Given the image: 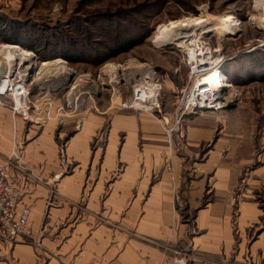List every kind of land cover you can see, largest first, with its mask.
Instances as JSON below:
<instances>
[{
    "label": "crops",
    "instance_id": "1",
    "mask_svg": "<svg viewBox=\"0 0 264 264\" xmlns=\"http://www.w3.org/2000/svg\"><path fill=\"white\" fill-rule=\"evenodd\" d=\"M38 103L0 101V159L17 141L37 175L11 169L41 241L0 240V264L8 252L14 264H264V166L227 153L224 124L188 119L169 137L148 112L111 105L69 132Z\"/></svg>",
    "mask_w": 264,
    "mask_h": 264
},
{
    "label": "rangeland",
    "instance_id": "2",
    "mask_svg": "<svg viewBox=\"0 0 264 264\" xmlns=\"http://www.w3.org/2000/svg\"><path fill=\"white\" fill-rule=\"evenodd\" d=\"M0 17L22 23L52 48L59 46L50 59H41L0 39V79L6 71L14 78L25 75L31 101L47 105L55 121L69 124V132L92 113L121 107L154 73L157 87L148 91L146 107L134 111L162 121L169 137L188 119L215 120L225 126L219 134L230 140L227 153L245 158L248 169L264 166V0H0ZM184 18L191 20L186 30L160 35L170 22ZM203 24L197 36L196 27ZM185 33L191 37L179 39ZM208 50L230 83L222 90L226 106L185 113L177 122L182 91L196 78L188 55L195 54L201 69ZM16 52L25 53L26 60ZM53 60L42 68V62ZM3 96L12 104L11 95ZM25 242L41 248L40 240ZM4 258V264H14L10 252Z\"/></svg>",
    "mask_w": 264,
    "mask_h": 264
},
{
    "label": "built area",
    "instance_id": "3",
    "mask_svg": "<svg viewBox=\"0 0 264 264\" xmlns=\"http://www.w3.org/2000/svg\"><path fill=\"white\" fill-rule=\"evenodd\" d=\"M209 50V59L206 62H204L206 57L202 59L201 64L205 67L201 69H198V64L196 63L198 59L195 54V57H192L190 54L188 55L187 64L190 66L191 75H196V78L182 91L176 110L177 122L180 121V118L185 113L196 110H217L226 106L223 103L224 94L222 90L224 88L220 87L216 90H209L210 84L203 85L201 83L209 70L213 67H220V63H217V60L213 61V54H210ZM23 76L25 75L21 76L19 74L15 78L13 75L10 77L9 72L6 71L3 74V78L0 79V87L2 83L5 84V88L0 89V101L3 95H11V107L14 113H25L29 109L27 103L29 89L26 80H23ZM147 78L149 79L147 82L145 81L134 88L132 96L129 100L122 102L121 108L142 109L146 107L144 104L151 97L152 93H148V91H152L153 88L157 87V79H155L154 73L153 77L150 75ZM20 147V144L15 141L12 154L4 160L0 159V240L9 244L25 242L32 238V228L28 221L29 211L27 208H23L19 212L20 189L12 182L11 169L13 166H16L30 176L36 177L37 175L23 163V153ZM57 178L58 176H54V179Z\"/></svg>",
    "mask_w": 264,
    "mask_h": 264
},
{
    "label": "trees",
    "instance_id": "4",
    "mask_svg": "<svg viewBox=\"0 0 264 264\" xmlns=\"http://www.w3.org/2000/svg\"><path fill=\"white\" fill-rule=\"evenodd\" d=\"M0 39L31 49L38 53L41 59H50L52 57L50 53L60 50L59 46L52 48L48 40L33 34L22 23L2 17H0Z\"/></svg>",
    "mask_w": 264,
    "mask_h": 264
},
{
    "label": "bare ground",
    "instance_id": "5",
    "mask_svg": "<svg viewBox=\"0 0 264 264\" xmlns=\"http://www.w3.org/2000/svg\"><path fill=\"white\" fill-rule=\"evenodd\" d=\"M204 21V20H203ZM203 21H202V23H203ZM188 23L190 24L191 23V20L189 19V18H184V19H180V20H177V21H172V22H170L169 24H168V26L167 27H164V28H162L161 29V31H160V35L163 37V38H166L167 36H169L171 33H174V32H177V30H181L182 31V29L184 28L185 30H186V28L185 27H187L188 26ZM196 23H198V22H196ZM194 24L195 26L197 25V24ZM213 25V24H212ZM202 26H206V24H203V25H201V26H199V27H196L197 29L196 30H198V32H196V35L197 36H199L202 32H200L199 31V29H201V27ZM189 29V28H188ZM176 30V31H175ZM203 30V33H206V32H208V31H210L211 29L208 27V29L206 30H204V29H202ZM183 32H184V30H183ZM186 32V31H185ZM183 34V33H182ZM186 34V33H185ZM177 35V34H176ZM189 35V36H188ZM184 37H191V35H190V33H187L186 35H180L179 36V39H181V38H184ZM187 40H189V39H187ZM10 47V46H9ZM5 52H7V53H9L8 51H5ZM16 53H19V54H17L18 56H17V58H20V57H22V59L23 60H26V58H27V56H26V54L24 53H20V52H16ZM23 54V55H22ZM6 57V56H5ZM16 57V56H15ZM9 59V58H8ZM60 62V63H65V62H63V60H57V62ZM25 62V61H24ZM53 62H54V60L53 61H44V62H42V68H45V67H48V66H50V65H52L53 64ZM55 62H56V60H55ZM56 62V63H57ZM119 66V65H118ZM121 66V65H120ZM126 67V66H125ZM136 67H137V65H136ZM121 68V67H120ZM127 68H128V66H127ZM68 70L67 71H65L66 73H68V74H72V72H71V69L70 68H67ZM150 73V72H149ZM207 76H206V80H205V82H203V85L205 84V85H211L210 86V88H209V90H216V89H219L220 87L221 88H227V87H229L230 86V83L227 81V79L224 77V75L222 74V71H221V69H220V67H213L211 70H209V72L206 74ZM204 79V78H203ZM203 79H202V81H203ZM3 88H5V84L4 83H2L1 84V87H0V89H3Z\"/></svg>",
    "mask_w": 264,
    "mask_h": 264
}]
</instances>
